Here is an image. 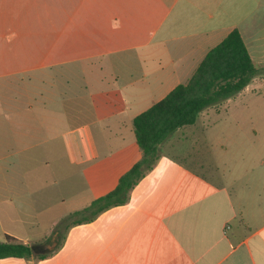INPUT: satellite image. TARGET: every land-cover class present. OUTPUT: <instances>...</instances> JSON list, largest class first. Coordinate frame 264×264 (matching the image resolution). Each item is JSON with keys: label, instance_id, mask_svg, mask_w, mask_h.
I'll return each mask as SVG.
<instances>
[{"label": "crops", "instance_id": "0c3cea01", "mask_svg": "<svg viewBox=\"0 0 264 264\" xmlns=\"http://www.w3.org/2000/svg\"><path fill=\"white\" fill-rule=\"evenodd\" d=\"M263 8L0 0V241L31 247L0 264H264V171H215L199 139L181 151L184 133L159 145L127 202L84 211L141 158L137 114L234 28L252 58Z\"/></svg>", "mask_w": 264, "mask_h": 264}, {"label": "trees", "instance_id": "16d2710c", "mask_svg": "<svg viewBox=\"0 0 264 264\" xmlns=\"http://www.w3.org/2000/svg\"><path fill=\"white\" fill-rule=\"evenodd\" d=\"M258 73L239 30L232 29L207 51L188 81L176 85L133 118L141 158L120 176L114 189L94 199L84 211L95 216L111 206L127 202L130 190L153 167L163 141L178 128L194 123L205 108L243 90ZM30 255L28 244L10 236L0 241V258Z\"/></svg>", "mask_w": 264, "mask_h": 264}, {"label": "rangeland", "instance_id": "374dc122", "mask_svg": "<svg viewBox=\"0 0 264 264\" xmlns=\"http://www.w3.org/2000/svg\"><path fill=\"white\" fill-rule=\"evenodd\" d=\"M262 12L263 23L255 33L256 47H250L259 73L236 95L202 110L193 125L170 135L181 137L184 133L178 141L184 153L191 152L195 139L203 142L205 157L215 171H264V8ZM43 211L46 208L40 209V215ZM48 227L40 222L38 231L46 232Z\"/></svg>", "mask_w": 264, "mask_h": 264}]
</instances>
